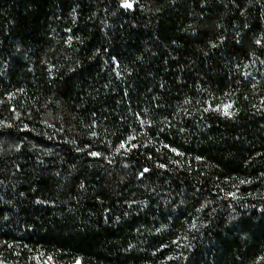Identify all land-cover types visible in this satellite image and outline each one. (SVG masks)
Masks as SVG:
<instances>
[{
    "label": "trees",
    "instance_id": "obj_1",
    "mask_svg": "<svg viewBox=\"0 0 264 264\" xmlns=\"http://www.w3.org/2000/svg\"><path fill=\"white\" fill-rule=\"evenodd\" d=\"M0 264H264V0H0Z\"/></svg>",
    "mask_w": 264,
    "mask_h": 264
},
{
    "label": "snow or ice",
    "instance_id": "obj_2",
    "mask_svg": "<svg viewBox=\"0 0 264 264\" xmlns=\"http://www.w3.org/2000/svg\"><path fill=\"white\" fill-rule=\"evenodd\" d=\"M125 7H131V5L130 4H125Z\"/></svg>",
    "mask_w": 264,
    "mask_h": 264
}]
</instances>
